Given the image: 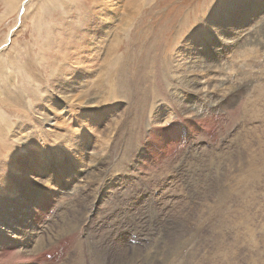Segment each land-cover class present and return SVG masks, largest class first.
I'll list each match as a JSON object with an SVG mask.
<instances>
[{"label":"rangeland","instance_id":"rangeland-1","mask_svg":"<svg viewBox=\"0 0 264 264\" xmlns=\"http://www.w3.org/2000/svg\"><path fill=\"white\" fill-rule=\"evenodd\" d=\"M11 29L0 264H264V0H0Z\"/></svg>","mask_w":264,"mask_h":264},{"label":"bare ground","instance_id":"bare-ground-1","mask_svg":"<svg viewBox=\"0 0 264 264\" xmlns=\"http://www.w3.org/2000/svg\"><path fill=\"white\" fill-rule=\"evenodd\" d=\"M29 1V0H28ZM119 2V1H118ZM261 3V2H260ZM26 4V2L24 3L23 2V4L21 5V9H20V12H21V14H23V12L22 11H24V5ZM121 9V8H120ZM104 14V13H103ZM117 14V13H116ZM104 16V15H103ZM117 17V16H116ZM120 17V16H119ZM19 18H20V16H19ZM106 18V17H105ZM104 18V19H105ZM110 21V20H109ZM231 22V21H230ZM101 23V22H100ZM105 23V22H104ZM112 23V22H111ZM103 24V23H102ZM112 26V25H111ZM111 26H109V27H111ZM108 27V26H107ZM14 30H16V29H11V30H9V32H8V34H7V37H6V40L4 41V43H2L1 45V47H0V51H2L3 50V48L4 47H6L7 45H5V44H7L9 41H10V37H11V35H12V33H14ZM105 30V29H104ZM250 30V29H249ZM248 31V30H247ZM107 35H105V37H106ZM105 41V40H104ZM7 42V43H6ZM10 43V42H9ZM101 44V43H100ZM100 47V46H99ZM98 47V48H99ZM101 48V47H100ZM251 50V49H250ZM95 51V50H94ZM100 51V50H99ZM252 51V50H251ZM91 52V51H90ZM224 52H226V50H224ZM89 54V53H88ZM234 55V54H233ZM86 57V56H85ZM89 58H90V56H89ZM86 59V58H85ZM96 59V58H95ZM217 59V58H216ZM91 60V59H90ZM93 60V59H92ZM202 60V59H201ZM87 61H89V60H87ZM96 62V61H95ZM86 65V64H85ZM88 65V64H87ZM240 68V67H239ZM96 69V68H95ZM241 71V70H240ZM243 71V70H242ZM163 79V78H162ZM238 84V83H237ZM240 88V85H238V89ZM263 89V88H262ZM261 89V90H262ZM85 103V102H84ZM87 103V102H86ZM66 104V103H65ZM89 104V103H88ZM87 104V105H88ZM89 106V105H88ZM262 106V105H261ZM192 107V106H191ZM263 107V106H262ZM70 108V107H69ZM91 108V107H90ZM264 108V107H263ZM69 109L67 108V106L65 107V106H63V111L64 112H62V114H63V116L62 117H64L65 118V122L66 123H69L70 121H71V115H70V112L68 111ZM254 110V109H253ZM252 110V111H253ZM251 111V112H252ZM264 111V110H263ZM258 112V111H257ZM204 114V113H203ZM253 114V113H252ZM255 115V114H254ZM58 116V115H57ZM197 116V115H196ZM59 118V117H58ZM63 119V118H62ZM59 120V119H58ZM55 121V120H54ZM64 121V120H63ZM59 123H61V122H59V121H57L56 120V122L54 123V125L55 124H59ZM54 125H52V127H54ZM67 126H69V125H67ZM244 127V126H243ZM55 128V127H54ZM25 131V130H24ZM27 134V133H26ZM25 135V134H24ZM109 135V134H108ZM38 136V137H37ZM37 138L38 139H40L41 137L37 134ZM129 137V136H128ZM58 138V137H57ZM56 138V139H57ZM60 138V137H59ZM134 138V137H133ZM129 139V138H128ZM129 140H131V139H129ZM39 141V140H38ZM121 141V140H120ZM120 141L118 142V143H120ZM135 141V140H134ZM134 141H133V143H134ZM27 142V141H26ZM75 142V141H74ZM77 142V141H76ZM80 142V141H79ZM35 143V144H34ZM116 143V142H115ZM129 143V142H128ZM132 143V142H131ZM131 143H129V144H131ZM132 143V144H133ZM121 144V143H120ZM124 144H125V142H124ZM127 144V143H126ZM140 144V143H139ZM35 145V146H34ZM112 145V144H111ZM27 147H29L30 149H33V148H35V147H37V145H36V142L34 141V140H30L29 142H28V144H27ZM116 147V146H115ZM84 148V147H83ZM125 148V147H124ZM125 149H127V148H125ZM136 149V148H135ZM114 150V149H113ZM118 150V149H117ZM130 151V150H129ZM111 153V152H110ZM123 154V153H122ZM121 154V155H122ZM110 155V154H109ZM127 157V156H126ZM129 157V156H128ZM122 159V158H121ZM208 159H210L209 158V156H208ZM212 159H213V156H212ZM124 160H125V158H124ZM127 160V159H126ZM121 161V160H120ZM207 162V161H206ZM211 162H214V161H212L211 160ZM219 163V162H218ZM220 164V163H219ZM120 167V166H119ZM196 168V167H195ZM103 171V170H102ZM104 172V171H103ZM185 173H186V171L183 173L184 175H185ZM190 173H191V170H190ZM108 174V173H107ZM106 174V175H107ZM109 175V174H108ZM194 175L195 176H197V174H196V172L194 171ZM189 177L191 176L190 174L188 175ZM194 176V177H195ZM189 181V180H188ZM43 183V182H42ZM40 184V183H39ZM92 184V183H91ZM189 190H188V192L190 191V188H188ZM206 204H209V200H207L206 201ZM214 204H215V206H214V208L213 209H210L211 207H208V210H206V213L207 214H209V215H211L212 216V218H213V214H217L218 212L217 211H219V213H221V214H224V211H221V210H219V207L217 206L218 204L216 203V202H214ZM202 205H204L203 207H204V209H206V207H205V204L203 203ZM201 205V206H202ZM203 209V208H202ZM207 221V220H206ZM178 223H179V221H178ZM211 226V225H210ZM178 231L179 232H181L182 231V229H178ZM187 232H189L188 230H185L184 231V233H183V236H186L187 235ZM190 233V232H189ZM180 235H182V233L180 234ZM190 235V234H189ZM196 237V236H195ZM39 238V237H38ZM41 238V237H40ZM167 238H169V237H167ZM189 238V237H188ZM197 238V237H196ZM180 239H182V238H180ZM193 239V238H192ZM195 239V238H194ZM40 240V239H39ZM187 240V239H186ZM41 241V240H40ZM182 241V240H181ZM190 241V240H189ZM42 242V241H41ZM44 242V241H43ZM46 242V241H45ZM187 242V241H186ZM192 242V241H191ZM195 241H193L191 244H190V246H188L187 247V253H188V251L192 254V255H190V256H188V257H190V258H193V259H197V257H198V254L200 253V250H201V248H196L195 247V244L198 242V238H197V241L194 243ZM205 242V241H204ZM37 244V243H36ZM35 244V245H36ZM41 244V243H40ZM40 244H38V246L40 245ZM144 244V243H143ZM155 244V243H154ZM208 244V243H207ZM34 245V246H35ZM44 245V244H43ZM198 245V244H197ZM204 246V245H203ZM201 247V246H200ZM134 248V247H133ZM151 248H153V247H151ZM150 248V249H151ZM160 248V247H159ZM148 249V248H147ZM37 250V249H36ZM40 250V249H39ZM48 250V249H47ZM39 252V251H38ZM43 254H45V253H43ZM42 254V255H43ZM181 254H184V253H182L181 252ZM19 255V254H18ZM42 255H41V257H42ZM185 255H187L186 254V252H185ZM202 256V255H201ZM204 256V255H203ZM40 257V258H41ZM116 257H118V256H116ZM22 258H24V257H22ZM128 258V257H127ZM131 258V257H130ZM199 258V257H198ZM18 259V261H19V256H17L16 257V260ZM31 259V258H30ZM2 260H7V258H0V262L2 261ZM117 260V259H116ZM210 260H211V258H210ZM123 261V260H122ZM180 263H181V258L178 260ZM141 262V261H140ZM198 262V261H197ZM116 263V262H115ZM125 263V262H124ZM147 263V262H146ZM121 264V263H120ZM138 264H139V262H138Z\"/></svg>","mask_w":264,"mask_h":264}]
</instances>
